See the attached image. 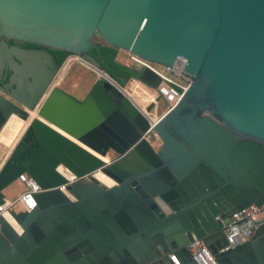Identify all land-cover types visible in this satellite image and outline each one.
Returning a JSON list of instances; mask_svg holds the SVG:
<instances>
[{
	"label": "water",
	"instance_id": "95a60500",
	"mask_svg": "<svg viewBox=\"0 0 264 264\" xmlns=\"http://www.w3.org/2000/svg\"><path fill=\"white\" fill-rule=\"evenodd\" d=\"M98 37L152 63L185 59L178 105L151 126L88 53ZM8 38L63 51L60 71L76 56L98 79L83 100L55 86L42 107L30 89L0 94V120L26 124L0 159V206L23 173L41 188L35 209L0 215V264H171L176 251L194 264V236L219 264H264V233L220 252L224 221L264 203V0H0V52L13 55Z\"/></svg>",
	"mask_w": 264,
	"mask_h": 264
},
{
	"label": "built area",
	"instance_id": "2783aa9c",
	"mask_svg": "<svg viewBox=\"0 0 264 264\" xmlns=\"http://www.w3.org/2000/svg\"><path fill=\"white\" fill-rule=\"evenodd\" d=\"M125 52V61L127 66H135L137 70H144L146 68L153 71L160 77V83L157 88H153L144 84L139 78H131L123 86L115 84L119 90L126 95L132 103L147 117L151 125L154 117L151 114L152 110H159L162 104L165 113L172 110L181 101L184 93L190 87L193 77L187 74L184 70L186 60L178 58L174 64L160 65L145 60L130 52ZM129 83L133 87H144L147 95H150V102L146 106V111H143L127 94L131 93L133 89L128 87ZM152 106V110L148 111V107ZM164 113V114H165ZM17 181L25 185L26 189L20 197L15 200H6V203L0 206V215L8 213V208L31 211L38 205L36 194L41 191L40 186L27 174H21ZM264 227V203L258 205L251 203L241 210L234 212L226 221H224L223 231L226 238V246L220 249V252H227L231 249L245 244L259 235V232ZM189 250L194 264H219L217 256L210 250L208 245L200 238L194 236ZM169 259L173 264H183L176 253L170 254Z\"/></svg>",
	"mask_w": 264,
	"mask_h": 264
},
{
	"label": "flooded vegetation",
	"instance_id": "af4514ba",
	"mask_svg": "<svg viewBox=\"0 0 264 264\" xmlns=\"http://www.w3.org/2000/svg\"><path fill=\"white\" fill-rule=\"evenodd\" d=\"M6 42L14 54L0 52V94L11 99V94H23L30 89L33 94L40 96L37 107H42L47 93L55 86L61 88L60 79L72 67V57L67 61L68 65L65 64L60 71L57 65H61L52 49L9 38ZM66 92L72 95L69 91ZM4 124L2 123L1 128ZM243 261L248 262L249 259L243 255Z\"/></svg>",
	"mask_w": 264,
	"mask_h": 264
},
{
	"label": "trees",
	"instance_id": "16d2710c",
	"mask_svg": "<svg viewBox=\"0 0 264 264\" xmlns=\"http://www.w3.org/2000/svg\"><path fill=\"white\" fill-rule=\"evenodd\" d=\"M98 47L93 48L88 53L91 54L105 69L109 75L115 80L121 82L129 81L131 78H138L139 73L135 66H127L125 61V52L117 49L113 45L108 44L101 38L97 39ZM58 58V63L63 65L67 56L63 51L52 49ZM260 234L264 233V227L260 230ZM180 258L184 257L180 254Z\"/></svg>",
	"mask_w": 264,
	"mask_h": 264
},
{
	"label": "bare ground",
	"instance_id": "6f19581e",
	"mask_svg": "<svg viewBox=\"0 0 264 264\" xmlns=\"http://www.w3.org/2000/svg\"><path fill=\"white\" fill-rule=\"evenodd\" d=\"M76 59H78V57L77 58L72 57V64L74 61H76ZM66 65H68V62L66 63ZM99 74L102 75L101 77L106 78L110 81L109 77H107L104 73L99 72ZM127 94L143 111H146V106L150 102V95H147V92L144 87H140L135 90H132L131 93L127 92ZM140 112L144 115V112H142L141 110ZM4 118L0 120V141L7 145H10L13 143L17 135H21L24 122L13 115L8 116L5 119ZM158 120L157 121L153 120V124L155 125L158 122ZM2 123H5V124H4V127L1 128ZM1 171H2V168L0 167V174H1ZM62 171L66 173L67 175H69V173H67L65 169L62 168ZM96 177H98L103 183H105L108 186H112L115 184L110 178L103 175L102 173H97ZM120 188L124 191V193L126 194V197H131L132 200L135 199L136 196L132 193V191L128 188L126 184L120 185Z\"/></svg>",
	"mask_w": 264,
	"mask_h": 264
},
{
	"label": "rangeland",
	"instance_id": "374dc122",
	"mask_svg": "<svg viewBox=\"0 0 264 264\" xmlns=\"http://www.w3.org/2000/svg\"><path fill=\"white\" fill-rule=\"evenodd\" d=\"M99 39V37H98ZM74 58H77L76 56H72ZM79 61V58L76 59V61L73 62L72 66L77 62ZM74 70L76 71H79V76H80V84L81 85V88H83V90L87 91V89H89L88 87L91 86V84H93V82L97 81L98 79V73H96L95 71H93L92 69H90L89 67L87 68L86 66L80 64V63H76L73 68ZM62 71V70H61ZM102 76V75H100ZM61 80V79H60ZM128 87L130 89H135L136 87H133L131 85V83H129ZM139 88V87H138ZM80 98H83V95L82 96H79ZM165 113V109L163 107V105L161 104L160 105V108L159 110H152L151 111V114L152 116L154 117V121H157L160 117H162ZM149 140L150 142L152 143V145L156 148V149H159L160 147V140L156 137V135L154 134H151L149 136ZM4 149V145L0 142V151H2ZM117 157V154L114 153V152H110V154H108L106 156V159L107 160H112V159H115ZM25 185L22 184L21 182L19 181H14L13 183H11L7 189H6V195L8 198H11L13 200L17 199L18 196H20V194L25 190Z\"/></svg>",
	"mask_w": 264,
	"mask_h": 264
},
{
	"label": "crops",
	"instance_id": "0c3cea01",
	"mask_svg": "<svg viewBox=\"0 0 264 264\" xmlns=\"http://www.w3.org/2000/svg\"><path fill=\"white\" fill-rule=\"evenodd\" d=\"M76 63H80V61H77ZM80 64H82V63H80ZM82 65H84V64H82ZM73 66L68 71H66L64 73L63 77L61 78V80H60L61 88L63 90H65V91H69L70 93H72L73 96L77 97L78 99L83 100L86 97L87 93L90 91V89L92 88V86L94 85V83L96 81L93 82V84H91V86L88 87L89 89H87V91L83 90V88H81V85L82 84L79 85V83L81 81L80 80V76H79V73L80 72L72 69ZM84 66H86V65H84ZM82 95H83V98H80L79 96H82ZM25 125L26 124L24 123L23 129H24ZM23 129H22V131H23ZM19 138H20V135H17L16 138L14 139L13 143L10 144V145H7V144H5V143H3V142L0 141L4 145V149L2 151H0V159L2 161H5L6 160V158L8 157L11 149L13 148L14 144L18 141ZM5 194H6V190H5ZM21 194H20V196H21ZM20 196H18V197H20ZM6 198L9 201L13 200L11 198H8L7 195H6ZM175 253L178 256L181 254L184 257V255L182 254L181 251H176ZM179 258H180V256H179ZM180 259H181L182 263L185 264L183 262V259L182 258H180ZM169 261H170V259H169ZM170 263L173 264L171 261H170Z\"/></svg>",
	"mask_w": 264,
	"mask_h": 264
}]
</instances>
